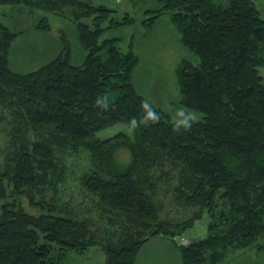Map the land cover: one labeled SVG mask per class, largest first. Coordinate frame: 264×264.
Instances as JSON below:
<instances>
[{"label":"trees","instance_id":"obj_1","mask_svg":"<svg viewBox=\"0 0 264 264\" xmlns=\"http://www.w3.org/2000/svg\"><path fill=\"white\" fill-rule=\"evenodd\" d=\"M13 3L60 15L69 8L84 59L73 64L64 39L50 62L15 72L9 53L17 33L0 23V112L11 117L0 169V264H67L70 254L95 247L104 264H136L154 237L169 239L182 264H223L233 254L263 251L264 15L254 0H158L148 12V26L169 14L194 58L175 71L181 107L199 115L182 122L138 91L137 56L120 51L117 39L100 40L132 18L117 22L112 10L82 0H0ZM116 124L133 137H95ZM122 147L130 149L128 164L116 158ZM81 150L93 165L82 185L97 197L100 216L121 226L108 241L91 218L64 215L54 200L36 197L61 181L65 157ZM165 190L181 218L164 216ZM18 196L41 213H28ZM205 213L206 237L178 245Z\"/></svg>","mask_w":264,"mask_h":264},{"label":"rangeland","instance_id":"obj_2","mask_svg":"<svg viewBox=\"0 0 264 264\" xmlns=\"http://www.w3.org/2000/svg\"><path fill=\"white\" fill-rule=\"evenodd\" d=\"M92 5H103L113 11L110 16L117 22H122L128 16L135 23L112 30L106 29L101 37L117 39L120 51H132L138 59L134 70L133 82L138 91L145 96L151 104L165 111L173 121L182 122L186 119H198L199 115L181 107L179 88L175 71L182 61L194 60L193 56L185 51L180 44V35L175 25L171 22L169 14H164L157 19L154 25L148 26V12L156 10L158 0H82ZM264 15V0H254ZM92 26V19L83 20ZM0 23L17 33V38L11 46L9 63L13 71L28 73L47 64L62 52V40L69 42L73 51L72 62L80 65L84 59L82 47L78 41L76 27L78 23L73 20L71 10L65 9L63 14L30 9L23 4H0ZM108 22L104 28L108 27ZM67 49V48H66ZM84 50V49H83ZM85 52V51H84ZM264 83V70H261ZM201 117V116H200ZM5 118V120L3 119ZM3 119V120H2ZM11 117L8 111L0 112V169L2 168L8 150V125ZM120 133L133 137V132L123 124L107 127L95 134L101 141L108 140ZM116 158L120 163L128 164L132 155L129 148H119ZM65 174L59 183L53 182L41 196L54 200L57 208L64 215H74L91 218L96 222L94 230L105 241L112 239L111 234L119 229L120 224H111L107 217L100 216V206L97 197L91 195L82 185V178L92 169L90 154L84 150L64 159ZM49 178H55L50 175ZM168 193L165 190V194ZM170 194L165 199L163 214L175 218L184 215L183 210L170 202ZM163 196V194H162ZM24 209L34 215L41 213L39 209L30 206L29 200L24 196L16 197ZM11 200V199H10ZM1 205V202H0ZM210 219L207 213L195 223L194 227L184 235L175 239L178 245H187L202 240L207 235ZM264 246V238L258 242ZM231 255V254H230ZM223 264H264V249H249L243 253L227 256ZM105 255L100 247L91 249L86 254H70L67 264H104ZM136 264H181L178 251L171 241L166 238L154 237L142 248Z\"/></svg>","mask_w":264,"mask_h":264},{"label":"bare ground","instance_id":"obj_3","mask_svg":"<svg viewBox=\"0 0 264 264\" xmlns=\"http://www.w3.org/2000/svg\"><path fill=\"white\" fill-rule=\"evenodd\" d=\"M181 264H182V262H181Z\"/></svg>","mask_w":264,"mask_h":264}]
</instances>
